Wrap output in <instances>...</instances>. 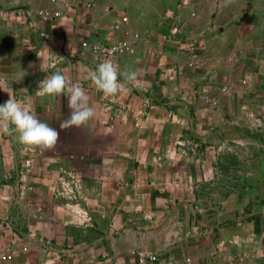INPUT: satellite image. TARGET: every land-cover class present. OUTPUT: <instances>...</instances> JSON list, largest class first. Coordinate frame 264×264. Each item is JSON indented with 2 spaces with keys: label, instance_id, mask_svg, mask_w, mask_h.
Instances as JSON below:
<instances>
[{
  "label": "crops",
  "instance_id": "obj_1",
  "mask_svg": "<svg viewBox=\"0 0 264 264\" xmlns=\"http://www.w3.org/2000/svg\"><path fill=\"white\" fill-rule=\"evenodd\" d=\"M56 71L96 115L46 150L0 128V264H264V0H0V89L59 129Z\"/></svg>",
  "mask_w": 264,
  "mask_h": 264
},
{
  "label": "clouds",
  "instance_id": "obj_2",
  "mask_svg": "<svg viewBox=\"0 0 264 264\" xmlns=\"http://www.w3.org/2000/svg\"><path fill=\"white\" fill-rule=\"evenodd\" d=\"M41 70L46 72L44 68ZM22 72L26 74L25 71ZM121 75L117 65L107 59L90 70L88 78L105 96L126 95L129 89L121 82ZM136 79L135 71L127 74V80L135 82ZM8 94L9 98L0 103V128H11L18 133V141L30 148L52 149L60 141V130L84 125L96 115L95 108L89 104L90 97L85 88L80 83L69 80L60 71L47 74L36 90V95L41 97L67 94L70 113L61 121L59 129L34 115L31 105L15 99L10 92Z\"/></svg>",
  "mask_w": 264,
  "mask_h": 264
},
{
  "label": "built area",
  "instance_id": "obj_3",
  "mask_svg": "<svg viewBox=\"0 0 264 264\" xmlns=\"http://www.w3.org/2000/svg\"><path fill=\"white\" fill-rule=\"evenodd\" d=\"M41 13L43 14L44 17L47 16L46 12H41ZM120 21L121 22L127 21V17H125V16L121 17ZM118 26H119L118 23H116L114 25V27H116V28ZM82 44L84 46L86 45L85 42H83ZM90 48L95 53L103 52V53H105L107 55H112V56L121 55V54H124V53L132 51V47H131L130 43L128 41H126V40H119V41L108 43V44L95 43V44L90 45ZM25 163L28 164L29 161H26ZM137 256H138V260H139L140 263H144L147 260H150V261L157 260V256L155 254H146L143 251H138L137 252Z\"/></svg>",
  "mask_w": 264,
  "mask_h": 264
}]
</instances>
